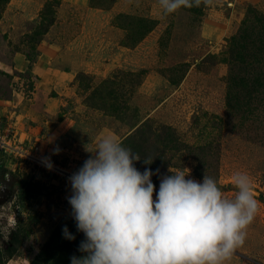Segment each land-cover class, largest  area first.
<instances>
[{"label":"rangeland","instance_id":"obj_1","mask_svg":"<svg viewBox=\"0 0 264 264\" xmlns=\"http://www.w3.org/2000/svg\"><path fill=\"white\" fill-rule=\"evenodd\" d=\"M249 4L264 11V0H214L167 15L159 0L0 2V28L7 6L37 14L15 43H5L7 55L19 50L30 66L41 40H63L75 54L88 52L94 59L87 68L95 72L50 86V104L37 100L31 72L0 70V99L10 100L12 90L23 97L0 104V245L16 249L7 264H28L58 225L74 220L69 177L92 156L86 149L107 135L140 156L139 171L159 170L151 178L157 192L169 169L190 170L186 178L202 182L207 175L231 199L233 174H248L259 210L244 245L224 264H264V145L241 134L225 107L226 41ZM35 145L57 168L20 154ZM12 218L17 226L8 235L3 228Z\"/></svg>","mask_w":264,"mask_h":264},{"label":"clouds","instance_id":"obj_2","mask_svg":"<svg viewBox=\"0 0 264 264\" xmlns=\"http://www.w3.org/2000/svg\"><path fill=\"white\" fill-rule=\"evenodd\" d=\"M214 0H159L165 15ZM83 166L69 177L68 198L79 232L85 236L71 264H224L242 247L259 210L248 174L235 172L233 198L218 183L186 178L190 170L169 171L159 191L153 173L135 167L141 158L114 136L102 137ZM59 149L55 150L58 154ZM51 170L48 158L42 161ZM145 164L152 161L144 159ZM17 226L12 218L3 231ZM64 236L74 240L67 227Z\"/></svg>","mask_w":264,"mask_h":264},{"label":"trees","instance_id":"obj_3","mask_svg":"<svg viewBox=\"0 0 264 264\" xmlns=\"http://www.w3.org/2000/svg\"><path fill=\"white\" fill-rule=\"evenodd\" d=\"M223 61L228 65L226 110L235 117V127L241 134L264 145V11L247 5L238 29L226 41ZM259 199L264 203L262 194ZM65 226L74 240L64 236ZM83 240L85 236L77 230L75 220L68 218L55 228L28 264H71L72 256L85 255L79 251ZM15 251L13 244L0 245V264H7Z\"/></svg>","mask_w":264,"mask_h":264},{"label":"crops","instance_id":"obj_4","mask_svg":"<svg viewBox=\"0 0 264 264\" xmlns=\"http://www.w3.org/2000/svg\"><path fill=\"white\" fill-rule=\"evenodd\" d=\"M4 14L5 19L1 21L2 26L0 28V70L10 74L12 72L23 73L26 70L31 72L36 78L34 86L38 95L37 100L43 98L47 103L53 104L52 99L46 96L50 86H67L66 84L73 81L77 74L81 73L80 71L95 73L87 68L90 67V63L87 61L94 58L86 51L81 55L77 50L75 54L74 50L65 47L63 40H41L36 48L38 51L36 57L30 66L25 53L19 50H14L7 55L6 47L8 46L6 44H8V39L11 38L12 43H15L19 35L24 33L23 29L33 21L37 14H34L29 6H7ZM2 33H7L6 39L1 35ZM121 48L123 49V47ZM119 55L120 53L117 58ZM101 57H103L104 69L100 73L105 75V49L101 51ZM15 78L16 76L13 75L12 79ZM73 87L74 85L71 84L68 88L72 90ZM11 94L10 100L0 99V104L4 106L6 103L18 104L23 101L21 92L12 90Z\"/></svg>","mask_w":264,"mask_h":264},{"label":"built area","instance_id":"obj_5","mask_svg":"<svg viewBox=\"0 0 264 264\" xmlns=\"http://www.w3.org/2000/svg\"><path fill=\"white\" fill-rule=\"evenodd\" d=\"M20 154L25 157L28 161L33 162L37 166L47 168L42 162L44 159L38 154V146H33L30 150H20ZM53 165V164H52ZM52 168H57L53 165Z\"/></svg>","mask_w":264,"mask_h":264}]
</instances>
